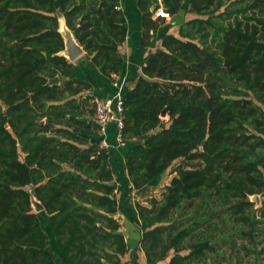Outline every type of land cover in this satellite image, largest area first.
<instances>
[{
  "label": "trees",
  "instance_id": "16d2710c",
  "mask_svg": "<svg viewBox=\"0 0 264 264\" xmlns=\"http://www.w3.org/2000/svg\"><path fill=\"white\" fill-rule=\"evenodd\" d=\"M119 2L0 0V264H124L127 254L140 264V250L145 264H199L213 250L219 205L248 224L250 238L264 229V199L255 209L248 198L264 196V0H136L141 47L164 19H152L160 6L173 16L186 3L196 17L178 35L164 31L124 88L122 159L99 144L92 83L81 76L112 81L122 71L128 24ZM60 18L85 63L59 54ZM115 133L111 124L112 145ZM180 159L199 164L176 166L181 183L161 199L134 203L140 238L131 249L115 217L125 193ZM187 207L193 215L174 221Z\"/></svg>",
  "mask_w": 264,
  "mask_h": 264
},
{
  "label": "rangeland",
  "instance_id": "374dc122",
  "mask_svg": "<svg viewBox=\"0 0 264 264\" xmlns=\"http://www.w3.org/2000/svg\"><path fill=\"white\" fill-rule=\"evenodd\" d=\"M126 17L130 15V12L125 11ZM157 17L156 13L153 14ZM167 18V17H164ZM132 22V21H131ZM128 24V23H127ZM129 27V24H128ZM61 29L63 27L61 26ZM81 57L80 59H83ZM75 61V60H74ZM162 121L166 124L168 122V116H161ZM115 144V143H114ZM123 146V145H122ZM122 146H114L118 150H121ZM121 152V151H119ZM116 156L119 158L120 154L116 153ZM120 159V158H119ZM199 161L197 160H184L180 159L167 170V172L160 176L159 180L152 185H149L143 188L142 193H138L139 195L132 194V189L129 192L125 193L123 202L128 203L130 200L131 205L135 201H139L144 204H148V199L151 197H155L156 199H161L165 187L169 185L171 181V176H177V173L174 172V168L178 165H182L184 167H193L197 166ZM119 166L120 164L119 160ZM119 173L122 174V172ZM119 177H117L118 179ZM116 179V181H118ZM119 182V181H118ZM140 192V191H139ZM120 196V192L117 193ZM259 200L256 199V195H249V200L254 202V208H258L261 206V201L264 199V196L257 194ZM194 207V205H192ZM219 210L217 214L211 218L212 221H217L218 225L211 224L212 235L213 237L210 240L211 245L213 246V250L207 251L208 257L205 261H201L199 264H264V229H256L253 231L255 235L254 238H250V236L243 234V231L248 229V224L241 222H236L232 217L227 216L226 212L222 211L224 206L219 205L217 207ZM193 209L190 207L185 208L184 211L179 209L175 212L173 220L176 222L186 221V218L192 216ZM123 214V221L121 222L122 230L123 228H127V224L132 221L130 216L127 214ZM258 213V212H257ZM128 222V223H127ZM179 224V223H178ZM261 225V224H257ZM202 228V226H201ZM139 229V227H138ZM192 238L187 237L185 240L187 243L192 241ZM186 243V244H187ZM141 251V250H140ZM189 249L181 250L180 254L188 253ZM174 253L173 250L168 252V257L166 260L170 258ZM130 254H127L124 257V264H129ZM142 264H145L142 261Z\"/></svg>",
  "mask_w": 264,
  "mask_h": 264
},
{
  "label": "crops",
  "instance_id": "0c3cea01",
  "mask_svg": "<svg viewBox=\"0 0 264 264\" xmlns=\"http://www.w3.org/2000/svg\"><path fill=\"white\" fill-rule=\"evenodd\" d=\"M185 4L178 11L177 14L173 16H168L167 18H164L163 21H160L159 26L155 31L153 29H150L148 33L149 44L145 47H141L140 44L142 41L143 34L145 33V28L142 24V13L136 4V0H120L118 4L119 7H121L124 11H128V13L130 12L129 17H126L127 23L129 24L127 36L125 38V41L118 47L119 51L122 53L124 58L123 69L118 75L114 76V79L112 81H108L107 79L102 78L100 76L92 78L88 74H82L81 76L83 78L90 80L92 83L90 93L94 96L108 97L116 91V88L113 85L114 81H117L118 83H123L125 87H132L135 82L134 78L137 74L141 73V64L144 57L148 53L156 50L157 48L162 47V40L160 38L162 33L167 30L168 33L178 35L179 24L183 21L196 17L195 14L186 10ZM152 8L153 7H151L150 9L152 10ZM156 18L157 17L152 15V19ZM83 56L84 58L80 59ZM86 60L87 59H85L84 51L77 59H75V61H73V63L76 64L80 61H84L85 63ZM117 151L119 152L120 150L117 149ZM119 154L121 155L122 159L123 153L119 152ZM172 177L173 176H171V178ZM143 191V189L136 190L132 188V194L134 195H139ZM135 202H133L132 205L130 200L128 201V203L122 202V211L115 214V217L119 220L120 223L123 221V214H126V212H128L127 214L130 216V219H132L131 222H127V228H123L122 230V225L120 227V230L131 249L139 245L140 238V231L138 229L139 219L137 211L134 207ZM138 254L140 264H142V261L145 260L144 253L141 250L138 252Z\"/></svg>",
  "mask_w": 264,
  "mask_h": 264
},
{
  "label": "built area",
  "instance_id": "2783aa9c",
  "mask_svg": "<svg viewBox=\"0 0 264 264\" xmlns=\"http://www.w3.org/2000/svg\"><path fill=\"white\" fill-rule=\"evenodd\" d=\"M160 3V0H158ZM157 16L168 17V13L164 12L160 6L155 11ZM116 91L108 97L94 96L91 100L93 107V120L98 125V133L101 137L99 142L101 147L108 148L110 146H122L125 142L122 139V129L124 127V104H123V90L125 85L123 83L113 82ZM114 124L116 127L115 144L108 142L107 130L108 127Z\"/></svg>",
  "mask_w": 264,
  "mask_h": 264
},
{
  "label": "water",
  "instance_id": "95a60500",
  "mask_svg": "<svg viewBox=\"0 0 264 264\" xmlns=\"http://www.w3.org/2000/svg\"><path fill=\"white\" fill-rule=\"evenodd\" d=\"M152 10H153V8H152ZM61 26L63 27V29H61ZM58 30L64 39V49L61 50L59 52V54L65 56L70 62H73L75 59H77L84 52V49L76 41V39L73 36V33L66 26L63 18L59 19V29ZM63 31H66L70 35V37H71L70 41H67L65 39ZM56 82H58V77H54V78L49 80L50 84L56 83ZM165 115H166V111H165V109H163L161 112V116H165ZM177 183H181V179L178 178L177 176H173L171 178L169 185L174 186ZM253 195H256V199L259 200V197L257 196V194H253ZM32 202H33V207L35 208L36 211H40L43 209V206L40 204V202L35 200V198H33V197H32Z\"/></svg>",
  "mask_w": 264,
  "mask_h": 264
},
{
  "label": "bare ground",
  "instance_id": "6f19581e",
  "mask_svg": "<svg viewBox=\"0 0 264 264\" xmlns=\"http://www.w3.org/2000/svg\"><path fill=\"white\" fill-rule=\"evenodd\" d=\"M63 33H64V37H65V39H66L67 41H70V40H71L70 35H69L66 31H63Z\"/></svg>",
  "mask_w": 264,
  "mask_h": 264
}]
</instances>
